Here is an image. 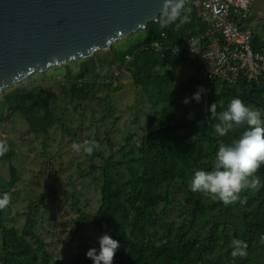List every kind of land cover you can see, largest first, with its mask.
Returning <instances> with one entry per match:
<instances>
[{"label":"trees","instance_id":"trees-1","mask_svg":"<svg viewBox=\"0 0 264 264\" xmlns=\"http://www.w3.org/2000/svg\"><path fill=\"white\" fill-rule=\"evenodd\" d=\"M177 10L181 18L189 17L188 22L177 27L180 23L177 19L161 28L160 20L167 15L162 14L159 21L141 30L144 37L132 46L119 50L114 45L111 49L110 56L119 62L118 69L132 74L134 83L145 90L157 110L152 117L153 128L146 130L134 146L127 144L110 157L100 149L94 151L101 162L93 163L92 167L103 175L102 205L94 227L101 236L109 234L119 241L113 264H264V165L255 174L261 181L259 190L249 189L241 194L247 198L244 205L236 202L225 206L209 195L193 193L189 187L196 170H212L219 145H231L246 130L243 126L220 136L214 130L219 121L211 117V104L217 103L218 116L238 97L250 109L260 111L264 119V90L249 93L264 86V81L257 84L245 78L239 83L220 80L211 83L201 74L199 61L191 57L170 55L163 59L154 50H141L156 40L174 44L207 29L193 1ZM262 43L255 36V46ZM129 56L133 57L131 61H127ZM91 61H82L79 72L72 70L73 62L62 66L66 68L62 89L71 102L86 103L93 98L98 81L89 78ZM187 62L199 69L178 83L173 71L157 70L168 63L177 66ZM34 81L32 76L16 88L6 89L2 98L8 105V117L20 113L30 132L48 135L60 123V116L46 96L50 89L43 84L35 85ZM198 86L206 89L201 101L183 103ZM7 147L9 150L0 157V162L10 161L16 155L12 143ZM128 147L131 148L127 150ZM11 174L14 181L19 179L14 165ZM177 190L184 193L187 206L176 202ZM9 191L0 181V197ZM174 210L185 214L184 221L178 224L173 219ZM4 212L5 208L0 210L3 243L0 264H94L83 252L53 262L45 242L33 229L28 227L20 232L7 226ZM234 239L248 244L247 257H232Z\"/></svg>","mask_w":264,"mask_h":264},{"label":"rangeland","instance_id":"rangeland-1","mask_svg":"<svg viewBox=\"0 0 264 264\" xmlns=\"http://www.w3.org/2000/svg\"><path fill=\"white\" fill-rule=\"evenodd\" d=\"M246 25L264 45V0H255ZM143 37L144 31H140L114 45L126 50ZM111 49L87 58L92 59L89 78H96L98 84L93 98L86 103L71 102L62 89L66 81V68L62 66L73 62L72 70L79 72L86 59L33 75L35 85L43 84L50 89L46 96L48 94L50 104L60 116V123L48 135L30 132L20 113L8 117V105L0 96V137L16 148L12 160L0 162V181L10 190L4 221L20 232L31 227L45 242L53 262L71 253L98 250L101 237L94 220L102 205L103 175L101 170L95 171L92 167L101 159L95 157L94 152L88 155L83 150L74 151L72 144L95 140L100 151L110 157L127 144L134 146L146 130L153 128L152 117L157 108L145 90L134 83L132 74L118 69L119 62L111 58ZM132 59L127 58V61ZM197 69L198 65L189 62L177 66L168 63L157 68L161 73L173 71L177 83L189 79ZM12 165L18 170L17 181L12 178ZM174 198L178 204L187 206L183 192L177 190ZM172 215L178 224L185 219V214L178 210ZM1 232L0 257L3 255Z\"/></svg>","mask_w":264,"mask_h":264},{"label":"water","instance_id":"water-1","mask_svg":"<svg viewBox=\"0 0 264 264\" xmlns=\"http://www.w3.org/2000/svg\"><path fill=\"white\" fill-rule=\"evenodd\" d=\"M191 1L0 0V96L34 74L109 50Z\"/></svg>","mask_w":264,"mask_h":264},{"label":"clouds","instance_id":"clouds-1","mask_svg":"<svg viewBox=\"0 0 264 264\" xmlns=\"http://www.w3.org/2000/svg\"><path fill=\"white\" fill-rule=\"evenodd\" d=\"M179 19L177 27L188 22L189 17H180L176 8L162 17L160 20L161 28H166ZM206 91L202 86L189 97H185L183 103H191L195 100L199 103L202 94ZM216 94L220 95L216 89ZM209 111L211 117L218 119L214 125V130L220 136L227 135L236 128L246 126L238 140L231 145L220 144L215 154V161L211 171L196 170L191 177L190 190L193 193H202L218 199L225 206L239 202L241 205L247 203V198L242 197L246 190H259L260 179L255 175L264 165V119L262 113L247 107L240 98H233L226 110L217 116V103H212ZM74 151L83 150L88 155H92L94 150L99 149L100 145L95 140H85L82 144L73 143ZM6 142L0 141V157L8 152ZM10 203L8 194L0 197V210H3ZM233 258L247 257L248 244L245 241L234 239L232 241ZM120 248L119 241L113 239L109 234H104L99 238V250L92 248L87 252V257L94 261V264H113L115 254Z\"/></svg>","mask_w":264,"mask_h":264},{"label":"built area","instance_id":"built-area-1","mask_svg":"<svg viewBox=\"0 0 264 264\" xmlns=\"http://www.w3.org/2000/svg\"><path fill=\"white\" fill-rule=\"evenodd\" d=\"M193 3L207 24L204 32L174 44L156 40L141 50H154L161 58L191 57L199 61L203 68L201 74L211 83L219 80L239 83L246 78L261 84L264 81V45L255 46V33L246 25L255 0H194ZM164 36L167 35L164 33Z\"/></svg>","mask_w":264,"mask_h":264},{"label":"crops","instance_id":"crops-1","mask_svg":"<svg viewBox=\"0 0 264 264\" xmlns=\"http://www.w3.org/2000/svg\"><path fill=\"white\" fill-rule=\"evenodd\" d=\"M256 36V35H255Z\"/></svg>","mask_w":264,"mask_h":264}]
</instances>
